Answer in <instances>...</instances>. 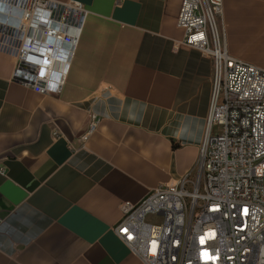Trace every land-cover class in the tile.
Instances as JSON below:
<instances>
[{
	"label": "crops",
	"instance_id": "obj_1",
	"mask_svg": "<svg viewBox=\"0 0 264 264\" xmlns=\"http://www.w3.org/2000/svg\"><path fill=\"white\" fill-rule=\"evenodd\" d=\"M53 1L88 12L58 94L10 81L0 53V264H142L114 233L121 204L192 169L211 61L180 43L181 0ZM219 25L264 69V0H222Z\"/></svg>",
	"mask_w": 264,
	"mask_h": 264
},
{
	"label": "built area",
	"instance_id": "obj_2",
	"mask_svg": "<svg viewBox=\"0 0 264 264\" xmlns=\"http://www.w3.org/2000/svg\"><path fill=\"white\" fill-rule=\"evenodd\" d=\"M221 13L222 0L178 9L180 43L211 61L210 98L192 169L121 204L114 233L142 264H264V69L228 53ZM87 14L73 1L0 0L10 81L58 94ZM97 123L91 115L88 133Z\"/></svg>",
	"mask_w": 264,
	"mask_h": 264
}]
</instances>
